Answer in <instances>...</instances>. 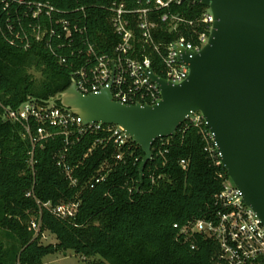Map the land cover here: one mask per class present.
<instances>
[{
	"label": "trees",
	"instance_id": "trees-1",
	"mask_svg": "<svg viewBox=\"0 0 264 264\" xmlns=\"http://www.w3.org/2000/svg\"><path fill=\"white\" fill-rule=\"evenodd\" d=\"M37 1H48L63 11L85 6L90 36L100 45L107 38L98 33L110 28L102 6L136 2ZM201 7L183 3L179 9L194 18L201 14ZM6 16L0 2L2 25ZM32 72H39L41 79ZM71 83L70 65L60 64L42 45L28 51L13 46L0 30V264H43L46 256L67 250L81 255L85 264H214L219 254L216 241L198 233L186 240L174 227L214 218L215 196L230 178L206 150L202 133L206 126L187 122L175 137L156 140L154 159L143 180L139 167L144 152L139 144L131 138L124 161L118 162V150L104 133L85 135L68 147L65 136L58 133L35 147L31 167L32 143L20 124L3 119L4 107L15 109L31 99L46 104ZM62 154L73 168L76 186L57 165ZM182 160L187 161L185 167ZM98 173L106 175V180L90 188L89 181ZM32 189L43 203L79 201L77 215L62 219L41 208L26 195ZM34 219L41 220L38 234L30 228ZM45 231L56 237V243L42 242ZM193 244L196 249L191 248Z\"/></svg>",
	"mask_w": 264,
	"mask_h": 264
},
{
	"label": "built area",
	"instance_id": "built-area-1",
	"mask_svg": "<svg viewBox=\"0 0 264 264\" xmlns=\"http://www.w3.org/2000/svg\"><path fill=\"white\" fill-rule=\"evenodd\" d=\"M0 2L7 15L4 24L0 23V30L11 45L25 51L36 45L44 46L60 64L70 65L72 80L76 81L84 95L98 94L110 87L113 99L125 105H153L162 99L161 88L151 78V72L173 85L186 81L190 68L180 61V55L183 51L199 53L209 43L214 23L211 11L189 18L179 9L183 3L197 4L194 1L136 0L133 4L113 1L102 6L108 13L106 20L110 28L108 32L98 33L107 38L100 45L90 36L85 6L63 11L48 1ZM3 119L24 128V137L33 146L29 159L32 168L35 147L42 146L44 141L58 133L65 136L67 147L85 135L104 133L107 141L113 142L118 150L115 156L118 162L124 161V149L129 147L132 138L120 126L100 122L84 125L82 119L70 110L60 105L51 108L47 103L40 104L35 99L15 109L4 107ZM187 122L206 126L202 128L208 144L206 150L216 165L226 170L214 134L207 127L203 114L193 112ZM52 129L58 131L53 132ZM65 160L66 156L62 154L57 165L64 168L67 178L76 186L73 168ZM180 163L183 167L187 165L186 160ZM105 180L106 175L98 173L88 186L94 188ZM26 195L34 197L41 208L62 219L74 218L79 211V201L54 205L50 201L43 203L37 199L33 189ZM215 205L214 218L197 220L182 227L176 224L174 227L180 229L186 240L198 233L216 241L219 254L214 264L262 262L264 224L244 202L243 193L231 178L224 180L223 189L215 196ZM40 227V219L31 221L30 228L36 234ZM191 248L196 249V245L193 244Z\"/></svg>",
	"mask_w": 264,
	"mask_h": 264
},
{
	"label": "water",
	"instance_id": "water-1",
	"mask_svg": "<svg viewBox=\"0 0 264 264\" xmlns=\"http://www.w3.org/2000/svg\"><path fill=\"white\" fill-rule=\"evenodd\" d=\"M185 1L210 7L212 34L199 53H181L190 68L186 81L173 85L151 72L162 91L158 103L121 104L110 87L84 95L75 80L46 103L70 110L84 125L122 127L144 152L141 180L154 142L175 137L191 113L201 112L230 178L264 224V0Z\"/></svg>",
	"mask_w": 264,
	"mask_h": 264
},
{
	"label": "rangeland",
	"instance_id": "rangeland-1",
	"mask_svg": "<svg viewBox=\"0 0 264 264\" xmlns=\"http://www.w3.org/2000/svg\"><path fill=\"white\" fill-rule=\"evenodd\" d=\"M200 4V3H197ZM202 7L200 10L202 12L211 11L209 6H204L200 4ZM201 12V13H202ZM36 79H41V74L39 72H32ZM42 242L44 244L48 243H56V237L52 235L50 232L45 231L42 235ZM43 264H85L84 258L75 253L73 250H67V251H59L54 254H50L46 256L43 260ZM257 264H264V262H260Z\"/></svg>",
	"mask_w": 264,
	"mask_h": 264
}]
</instances>
